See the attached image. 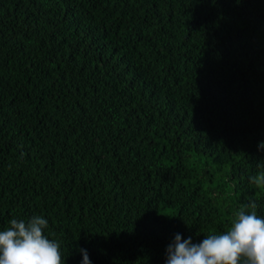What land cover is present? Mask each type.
Segmentation results:
<instances>
[{
  "label": "trees",
  "instance_id": "1",
  "mask_svg": "<svg viewBox=\"0 0 264 264\" xmlns=\"http://www.w3.org/2000/svg\"><path fill=\"white\" fill-rule=\"evenodd\" d=\"M264 0H0V230L66 264H166L264 188Z\"/></svg>",
  "mask_w": 264,
  "mask_h": 264
},
{
  "label": "clouds",
  "instance_id": "2",
  "mask_svg": "<svg viewBox=\"0 0 264 264\" xmlns=\"http://www.w3.org/2000/svg\"><path fill=\"white\" fill-rule=\"evenodd\" d=\"M258 148L264 150V141ZM249 182L264 188V170L250 176ZM257 208V198L249 199L227 231L205 235L200 243L177 233L166 249V264H264V216L257 214ZM48 225L42 215L12 218L0 230V264H66L60 242L45 234ZM79 251L82 264H92L87 250Z\"/></svg>",
  "mask_w": 264,
  "mask_h": 264
}]
</instances>
